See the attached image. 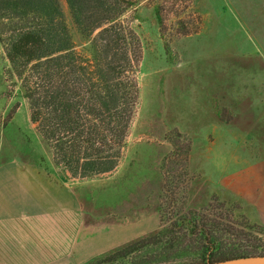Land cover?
Here are the masks:
<instances>
[{
    "label": "rangeland",
    "instance_id": "374dc122",
    "mask_svg": "<svg viewBox=\"0 0 264 264\" xmlns=\"http://www.w3.org/2000/svg\"><path fill=\"white\" fill-rule=\"evenodd\" d=\"M117 1L128 7L113 23L135 34L140 57L130 56L137 105L115 168L82 178L54 161L2 42L0 159L9 172L32 159L72 181L89 208L130 228L128 243L155 233L161 211L165 224L180 213L222 216L264 247V0ZM59 4L72 50L93 67L102 28L84 37Z\"/></svg>",
    "mask_w": 264,
    "mask_h": 264
},
{
    "label": "trees",
    "instance_id": "16d2710c",
    "mask_svg": "<svg viewBox=\"0 0 264 264\" xmlns=\"http://www.w3.org/2000/svg\"><path fill=\"white\" fill-rule=\"evenodd\" d=\"M66 3L81 35L89 37L102 28L90 43L93 67L72 50L59 0H0V42L21 79L30 121L52 145L54 161L83 178L112 171L125 147L137 105L130 56L137 63L140 52L135 34L113 23L127 5L117 0ZM161 213L162 225L155 233L93 264L132 254V264H205L264 256V247L234 231L236 225L222 216L180 213L165 224Z\"/></svg>",
    "mask_w": 264,
    "mask_h": 264
},
{
    "label": "crops",
    "instance_id": "0c3cea01",
    "mask_svg": "<svg viewBox=\"0 0 264 264\" xmlns=\"http://www.w3.org/2000/svg\"><path fill=\"white\" fill-rule=\"evenodd\" d=\"M30 160L9 172L0 159V264H91L132 240L72 181Z\"/></svg>",
    "mask_w": 264,
    "mask_h": 264
},
{
    "label": "water",
    "instance_id": "95a60500",
    "mask_svg": "<svg viewBox=\"0 0 264 264\" xmlns=\"http://www.w3.org/2000/svg\"><path fill=\"white\" fill-rule=\"evenodd\" d=\"M205 264H264V256H248L235 259H228L225 261H219L214 263H205Z\"/></svg>",
    "mask_w": 264,
    "mask_h": 264
}]
</instances>
